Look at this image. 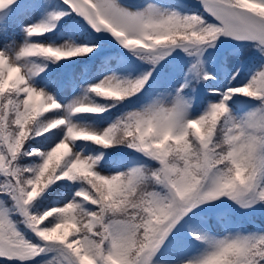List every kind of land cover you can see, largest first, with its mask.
<instances>
[{
	"label": "snow or ice",
	"instance_id": "1",
	"mask_svg": "<svg viewBox=\"0 0 264 264\" xmlns=\"http://www.w3.org/2000/svg\"><path fill=\"white\" fill-rule=\"evenodd\" d=\"M261 215L264 0H0V264H264Z\"/></svg>",
	"mask_w": 264,
	"mask_h": 264
},
{
	"label": "rangeland",
	"instance_id": "2",
	"mask_svg": "<svg viewBox=\"0 0 264 264\" xmlns=\"http://www.w3.org/2000/svg\"><path fill=\"white\" fill-rule=\"evenodd\" d=\"M13 35L15 36V40L17 42H20L21 41V36L19 34V31L15 28V25H12L10 27V31H9V36L12 37Z\"/></svg>",
	"mask_w": 264,
	"mask_h": 264
},
{
	"label": "trees",
	"instance_id": "3",
	"mask_svg": "<svg viewBox=\"0 0 264 264\" xmlns=\"http://www.w3.org/2000/svg\"><path fill=\"white\" fill-rule=\"evenodd\" d=\"M256 223L257 224H264V215L258 216Z\"/></svg>",
	"mask_w": 264,
	"mask_h": 264
}]
</instances>
